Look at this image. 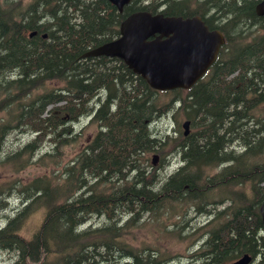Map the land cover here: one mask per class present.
<instances>
[{"label": "trees", "instance_id": "trees-1", "mask_svg": "<svg viewBox=\"0 0 264 264\" xmlns=\"http://www.w3.org/2000/svg\"><path fill=\"white\" fill-rule=\"evenodd\" d=\"M165 2L130 0L121 12L107 0L0 3L5 211V195L12 190L21 195L20 205L0 226V252L14 254L10 264L174 263L178 255L126 240L142 227L188 244L198 239L177 259L180 264H232L248 252L246 242L253 244L264 201V19L256 31L258 1ZM206 10L221 18L222 30L231 23L253 31H226L214 63L188 90L156 91L118 58H82L117 38L121 21L133 12L190 16ZM180 113L189 121L187 135L177 128L173 138L152 124L166 115L178 124ZM83 120L96 128L88 139L77 130ZM241 128L246 143L219 168L218 157L226 150L219 141L240 138ZM15 132L30 139L4 150V140ZM47 142L49 148L40 153ZM75 144L74 156L64 160L63 149ZM171 160L179 165L163 169ZM32 165L44 172L20 181L18 175ZM226 197L229 205L215 210ZM190 211L210 216L192 240L190 232L180 234ZM34 214L39 223L26 233ZM92 217L106 222L83 228Z\"/></svg>", "mask_w": 264, "mask_h": 264}, {"label": "water", "instance_id": "water-1", "mask_svg": "<svg viewBox=\"0 0 264 264\" xmlns=\"http://www.w3.org/2000/svg\"><path fill=\"white\" fill-rule=\"evenodd\" d=\"M121 12L130 0H108ZM264 17V0L256 6ZM223 38L209 31L198 17L163 16L147 11L127 15L119 25L117 38L82 55V58L105 56L118 58L154 90L189 89L215 60ZM183 134L189 121L183 122ZM264 225V202L259 207ZM242 256L232 264H246Z\"/></svg>", "mask_w": 264, "mask_h": 264}, {"label": "rangeland", "instance_id": "rangeland-1", "mask_svg": "<svg viewBox=\"0 0 264 264\" xmlns=\"http://www.w3.org/2000/svg\"><path fill=\"white\" fill-rule=\"evenodd\" d=\"M2 2V0H0V3ZM23 3L27 2V0H22ZM2 4V3H1ZM4 7V6H3ZM175 118L177 119L178 124H176L173 120L172 117H169L167 120H165V122H161V127L162 130L164 132L169 133V135L173 138L177 137L178 131H176V129L178 128L181 131L182 134V123L185 121V117L183 114H178L175 116ZM81 130L80 131V135L82 136V139H88L90 137V135L95 132V129L92 125H90L89 123H87V120H83L81 121L79 124H77V130ZM180 134V135H181ZM30 139L29 134H20V132H15L12 133V135L9 137V139L4 140L5 144L7 142V146L4 147V150H8V149H18V146H21L24 142H26L27 140ZM81 139V140H82ZM49 148L48 146V142L45 144L44 147H42L40 149V153H44L46 151V149ZM78 150V146L75 144L73 146H67L63 149V158L64 160H70L75 152ZM3 152V151H2ZM2 152L0 151V157ZM155 155V154H150L148 155V157L151 159V157ZM158 164V162L155 163V165ZM179 164H176V160L173 162L172 160L169 161V163L167 164V166L165 167L166 170H173L176 166H178ZM161 171H163L162 168ZM0 171H1V167H0ZM44 172L43 169H40L39 167H35V166H29L28 168H26L23 172H21L18 177L20 178V181L22 182H27L29 179H31L33 176L36 175H40ZM2 176V174L0 173V177ZM7 191H4L0 198H4L3 195L6 194ZM20 193H18L15 190H12L9 194L5 195V199L8 200V203L11 204L12 207H16L17 205L20 204ZM0 203L2 204V207H0V225L3 224V218H4V214H5V208L3 206V202L0 201ZM12 209H9L8 211H11ZM189 219L188 224L187 225H193V226H198V225H203L206 223L207 216H198V215H194V214H190L187 216ZM124 221V219H123ZM143 221V220H142ZM141 221V222H142ZM145 221V219H144ZM106 222L104 217H92L91 221H88V223L83 226L86 227L89 224H93V223H97L98 225H103ZM39 223V215H32L29 220L27 221L25 228H24V232L28 233L30 231H32L35 227L36 224ZM187 232H190L191 236L190 238H188L189 240H192V237L195 234H199V230H195L192 232L191 227L189 228L188 226H184L181 230H180V234L182 236L187 235ZM192 232V233H191ZM202 238V236H201ZM200 239V238H199ZM126 240L132 244L133 246H139L142 243L143 244H151L154 246H157L158 248L164 250L166 253L170 254V255H178L176 256V258L173 260L174 263L171 261L170 264H180L182 262L179 263L177 261V259H182L183 255H185L186 253H190L194 247H195V243H198V239L195 240L193 243L188 244V240L183 239V240H178L176 238H173L171 236H168L167 233H159L157 231V229L155 228H149V227H142L139 229H133L132 232L127 236ZM14 260V254L10 253V252H6V253H1L0 254V264H10L11 261ZM184 264V263H182Z\"/></svg>", "mask_w": 264, "mask_h": 264}, {"label": "bare ground", "instance_id": "bare-ground-1", "mask_svg": "<svg viewBox=\"0 0 264 264\" xmlns=\"http://www.w3.org/2000/svg\"><path fill=\"white\" fill-rule=\"evenodd\" d=\"M166 2H165V4L166 5H168L169 4V2H171L172 0H165ZM202 10V9H201ZM161 14L163 15V16H167V15H164L162 12H161ZM195 15V16H194ZM192 17H198V18H200V20L203 22V24L205 25V23H204V20L202 19V17L204 16V15H201V14H194ZM31 35H33V33H29V36H31ZM21 41V40H20ZM4 53V48L0 45V58H3L4 56H5V53ZM3 54V55H2ZM224 113V110H222V112L220 113L221 115ZM169 116L170 115H166V116H164L162 119H155L153 122H152V124L153 125H155L156 127H157V129H161L162 130V127L160 126L161 125V122L163 123V122H165V120H167L168 118H169ZM244 117V116H243ZM224 123H227V120L225 119V122ZM222 125V124H221ZM182 126V125H181ZM223 126V125H222ZM214 127H216L215 125H214ZM182 129H183V127H182ZM221 130L223 131V128H220V133L219 134H217V135H222V132H221ZM184 132V129H183V131H182V133ZM224 141V142H223ZM246 141H247V138H246V133H245V131H244V129H242L241 128V137L240 138H238V137H230V136H228V138H227V136H225L224 138H223V140L222 141H219V143H222V145L224 146V149H226V150H224L223 151V154H222V156L221 157H218V161H219V168H223V167H225V166H227V165H229V160L228 159H231L232 158V156H234L235 155V153H237L238 151H240L239 150V148H241L245 143H246ZM154 159V164L157 162V158H156V156L153 158ZM225 160V161H224ZM168 164V163H167ZM167 164L165 165V167L167 166ZM163 169H166V168H163ZM220 193V192H219ZM224 192H221V194H223ZM200 196V195H199ZM198 196V197H199ZM208 199H210V201L212 202V200H213V196H212V193H210L209 194V196H208ZM228 198L226 197V198H224L223 199V202H221V203H219L218 205H217V207H216V209L215 210H217V211H220V210H222L223 208H225L226 207V205L228 206L229 204H228V200H227ZM264 202V201H263ZM262 202V203H263ZM261 203V204H262ZM260 204V205H261ZM20 205V204H19ZM19 205H17L16 207H12L11 206V204L10 203H8V200L6 199V206L5 207H8L7 209L9 210V209H12V210H14V209H16ZM259 205V206H260ZM0 207H2V204L0 203ZM8 210H6L5 211V214L3 215L4 216V218H3V224L5 223V221H6V219H7V216L10 214V213H12L13 211L11 210V211H8ZM193 211H195V210H193ZM193 211H190L189 212V215L190 214H194L195 215V213H193ZM199 213V212H198ZM231 214V211L229 212V215ZM196 215H200V214H196ZM204 215V214H203ZM210 218V216H207V219H209ZM2 224V225H3ZM187 224H188V222H187ZM2 225H0V226H2ZM82 226H85V224H83ZM189 228L191 227V229H192V232L193 231H197L198 230V228L200 227V226H202V225H198V226H193V225H187ZM202 237H203V239L205 238L206 239V236H204V235H202ZM202 239V240H203ZM252 246V243H250V241L249 242H246L245 243V247H247V248H249V247H251ZM1 253H6V252H0V254ZM237 260V259H236Z\"/></svg>", "mask_w": 264, "mask_h": 264}, {"label": "flooded vegetation", "instance_id": "flooded-vegetation-1", "mask_svg": "<svg viewBox=\"0 0 264 264\" xmlns=\"http://www.w3.org/2000/svg\"><path fill=\"white\" fill-rule=\"evenodd\" d=\"M254 1H260V0H254ZM257 2V3H258ZM256 3V4H257ZM256 4L253 8L254 14L257 18L256 20V31H261L262 30V16L258 15L255 12V7ZM191 14V13H190ZM189 14H177L175 16H182L183 18H187V17H192L193 15L188 16ZM243 16H245L244 14H242ZM195 16V15H194ZM202 19L204 20L205 25L207 26V28L212 31V30H217L221 33V35L223 36L224 42L221 44V46L225 43V32H234L237 35H239V33H244L246 34L248 31H253V28H250L248 30L244 29V28H238L236 26H231V23L229 24L228 28L222 30L219 26L222 25V21L221 18L219 16H215L212 12H210L209 10H206L204 13V16L202 17ZM243 18L241 17L240 20H242ZM237 25V24H234ZM220 46V47H221ZM254 242L252 244L251 247H249L247 250L248 252L246 253L249 256L248 262L246 264H264V226L262 225L261 228L255 230V235H254Z\"/></svg>", "mask_w": 264, "mask_h": 264}]
</instances>
